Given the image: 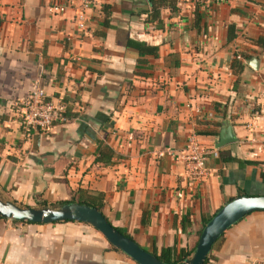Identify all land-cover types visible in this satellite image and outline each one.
Listing matches in <instances>:
<instances>
[{
  "label": "crops",
  "instance_id": "0c3cea01",
  "mask_svg": "<svg viewBox=\"0 0 264 264\" xmlns=\"http://www.w3.org/2000/svg\"><path fill=\"white\" fill-rule=\"evenodd\" d=\"M174 1L157 23L148 0H91L83 32L74 9L53 16L40 0H0L2 200L34 208L101 196L107 221L158 256L192 255L226 203L264 196V49L251 42L264 35V0ZM36 85L67 106V119L27 133L15 104ZM227 127L235 141L215 149ZM191 139L217 152L197 183L179 158ZM99 142L114 154L107 163L96 160ZM261 260L256 211L222 234L204 264ZM0 264L137 263L86 223L0 219Z\"/></svg>",
  "mask_w": 264,
  "mask_h": 264
},
{
  "label": "water",
  "instance_id": "95a60500",
  "mask_svg": "<svg viewBox=\"0 0 264 264\" xmlns=\"http://www.w3.org/2000/svg\"><path fill=\"white\" fill-rule=\"evenodd\" d=\"M256 62V59L253 58L247 64L256 69L254 66ZM234 141L232 129L227 127L221 132L215 149ZM256 211H264V196L241 195L230 200L203 227L192 255L179 264H204L212 246L222 234L239 220ZM0 217L35 224L68 221L86 223L100 232L114 248L120 250L137 264H167L120 233L106 220L100 211L88 205L70 203L59 208H22L12 202L2 200L0 195Z\"/></svg>",
  "mask_w": 264,
  "mask_h": 264
},
{
  "label": "built area",
  "instance_id": "2783aa9c",
  "mask_svg": "<svg viewBox=\"0 0 264 264\" xmlns=\"http://www.w3.org/2000/svg\"><path fill=\"white\" fill-rule=\"evenodd\" d=\"M49 15L58 16L68 9H74V22L80 31H86L85 14L92 7L91 0H40ZM192 3H222L226 0H187ZM239 59L240 57L237 56ZM18 124L25 132H45L53 125L64 122L67 106L60 100L49 99L44 89L36 85L28 99L15 104ZM217 157L216 151H208L192 139L187 142L179 158L184 163L185 179L197 183L208 175L207 162L210 157ZM254 264H264V260Z\"/></svg>",
  "mask_w": 264,
  "mask_h": 264
},
{
  "label": "trees",
  "instance_id": "16d2710c",
  "mask_svg": "<svg viewBox=\"0 0 264 264\" xmlns=\"http://www.w3.org/2000/svg\"><path fill=\"white\" fill-rule=\"evenodd\" d=\"M149 3V10H148V19L150 21H155L159 23L161 21V10L165 7H169L171 11H174V0H148ZM233 33V32H232ZM234 34L231 35L233 37ZM255 46H257L259 49L263 50L264 49V35L257 37L256 39H253L251 41ZM133 47H135L140 53L144 54H152L154 57H156V49L154 48H149L145 44H140V43H130ZM237 69H241L242 65L240 62H237L236 65ZM114 156L112 150L104 145L103 143L99 142V148L97 151V156L96 160L102 163H107L111 159V157ZM241 196V194L239 195ZM70 203H79V204H84L88 205L90 207L96 208L98 211L101 212L102 206H103V199L101 196H98L96 198H87V199H80L77 201H66V202H59L56 206H47L45 203H41L40 207L37 209H42L46 207H51V208H59L65 204H70ZM18 206V205H17ZM22 207V206H19ZM28 207V206H26ZM25 208V207H22ZM0 219H3L0 217ZM107 220V219H106ZM18 222V221H15ZM117 229V228H116ZM120 233L125 235L126 237L130 238L131 237L125 233H123L120 229H117ZM191 255V252H186V251H181L177 255L172 254V251L170 249H163L160 253V255H155L160 261L167 263V264H179L187 260Z\"/></svg>",
  "mask_w": 264,
  "mask_h": 264
},
{
  "label": "rangeland",
  "instance_id": "374dc122",
  "mask_svg": "<svg viewBox=\"0 0 264 264\" xmlns=\"http://www.w3.org/2000/svg\"><path fill=\"white\" fill-rule=\"evenodd\" d=\"M42 202H38V203H35V205L37 206V207H34V208H38V207H40ZM45 203V205H47V206H56L58 203H59V201H54V202H44ZM49 208H51V207H49Z\"/></svg>",
  "mask_w": 264,
  "mask_h": 264
}]
</instances>
